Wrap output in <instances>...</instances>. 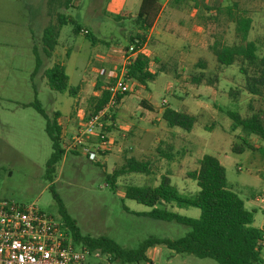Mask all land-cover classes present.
Listing matches in <instances>:
<instances>
[{"label": "rangeland", "instance_id": "obj_1", "mask_svg": "<svg viewBox=\"0 0 264 264\" xmlns=\"http://www.w3.org/2000/svg\"><path fill=\"white\" fill-rule=\"evenodd\" d=\"M45 1L0 0V201L19 207L32 205L62 223L53 192L81 237H102L123 250H135L150 238L179 240L189 228L147 218L145 214L152 209L126 199L124 187H155L160 177L166 176L177 198L189 199L198 189L188 174L196 171L203 155H208L223 167L227 188L242 201L245 210L253 213L251 226L260 229L264 203L254 199L264 193V173L253 165L264 163V142L231 130L225 112L248 116L258 110L264 117V95L257 98L246 94L239 62L220 67L208 49L214 41L224 45L238 42L225 14L203 10L202 0H182L178 5L159 0L163 7L160 18L153 32L146 33L141 50L150 70L163 69L143 88L121 75L123 49L128 47L127 36L135 33L132 19L140 0H70L66 10L60 7L57 12L70 17L81 31L74 35L70 23L63 25L49 58L40 50L42 29L48 23ZM221 1L207 0L206 4L214 7ZM223 1L237 4L239 11L233 10V15L243 10L242 15L250 18L246 39L261 55L264 0ZM32 49L42 63L33 76ZM200 62L203 68L198 67ZM54 64L62 66L67 88L76 89L73 96L67 89L59 93L48 89L44 71ZM198 74L215 82L212 86H194L190 80ZM114 76L127 90L118 94L120 104L111 112L113 126L106 152L90 159L83 153L64 154L51 179H46L50 142L44 119L28 104L35 99L49 118L57 114L62 143H67L92 112L101 90L113 85ZM231 90L238 93L234 100L227 96ZM141 101L150 110L142 107ZM166 107L194 116L192 129L183 132L169 128L160 118ZM239 137L246 138L251 149L243 147L241 153H233L230 146L240 144ZM126 157L148 162L151 172L121 174L111 187L107 176L118 170ZM153 209H166L190 219L199 216L196 208L177 207L174 202L165 206L156 203ZM146 257L151 264H216L175 254L163 246L149 248Z\"/></svg>", "mask_w": 264, "mask_h": 264}, {"label": "trees", "instance_id": "obj_2", "mask_svg": "<svg viewBox=\"0 0 264 264\" xmlns=\"http://www.w3.org/2000/svg\"><path fill=\"white\" fill-rule=\"evenodd\" d=\"M70 0H46L45 14L48 18L47 25L42 29L40 38V50L44 58H49L56 45V39L60 28L66 23L72 25V33L78 35L81 29L76 26L70 17L57 12L60 7L66 10ZM172 4L178 5L182 0H170ZM184 2V1H183ZM233 10L239 11L236 5ZM218 12H221L217 10ZM161 12L159 0H140L136 15L132 19L135 33L127 36V46L134 50L142 47L146 33L153 26L158 14ZM242 14L245 11H240ZM229 22L233 24L234 36L237 43L224 45L214 41L208 49L213 55L215 62L220 67H228L238 61L240 67L238 73L243 78V91L253 97L261 98L264 95V51L257 54L256 45L247 41V34L250 30V18L242 14L233 15V11H224ZM88 33L84 34L87 36ZM128 47H124L123 52ZM34 56V69L32 76L40 69L42 63L39 56L32 49ZM203 68L204 63L200 62L198 67ZM163 67L158 71L149 69L147 57L139 53L134 60L125 66L123 80L132 81L137 85L145 87L146 83L155 80ZM45 83L49 90L62 92L67 89V93L73 96L75 88H67V77L61 65L54 64L44 71ZM113 81L116 77L112 78ZM112 81V82H113ZM191 84L199 86L204 84L212 86L215 82L213 78L202 79V74L191 77ZM114 83V82H113ZM107 86L101 90L100 97L93 106L92 113L99 110L108 100L109 93ZM35 95V91L33 90ZM126 94V93H124ZM123 94V95H124ZM237 91H228L230 99L237 97ZM120 96H115V103L118 104ZM142 107L149 109L143 101ZM44 119V132L50 142L51 153L45 162V177L50 180L55 172V166L60 162L63 155V143L61 139L60 127L56 124L57 114L49 118L40 108L37 101L28 104ZM150 110V109H149ZM89 114V115H90ZM225 116L230 121L231 130H239L244 136H253L264 142V117L261 111H256L248 116H240L238 112H225ZM161 120L169 128H177L183 132H189L196 119L181 111L164 108L160 114ZM113 121V116L111 117ZM112 127L107 129L110 132ZM240 144H232L230 150L233 153H241L243 147L251 149L244 137H239ZM106 152V151H103ZM75 155L74 152H69ZM102 152H97L100 154ZM88 159V156L85 155ZM149 163L137 161L133 157H126L124 163L118 169L107 176L106 183L111 187L114 185L116 177L124 173H137L148 175L150 173ZM188 177L195 181L197 193L189 199H179L176 192L169 185L166 176H161L159 183L155 187L146 186H125L124 197L137 204L151 208L145 214L147 218L163 222H174L178 225L189 228V232L179 240H158L147 239L135 250H123L111 240L99 237H81L74 225V222L66 215L58 197L52 192V199L58 206V213L62 224L70 234L74 245L90 251H98L105 258L108 264L118 262L121 264H151L146 257V251L154 246H163L166 249L179 255H190L197 259H209L216 264H261L260 241L262 232L258 228L251 226L252 212L244 209L242 201L227 188L225 172L218 161L208 155H203L198 160L196 171L188 174ZM174 202L177 207L188 206L199 211L197 219L185 218L172 213L169 210H155L156 203L164 206Z\"/></svg>", "mask_w": 264, "mask_h": 264}, {"label": "built area", "instance_id": "obj_3", "mask_svg": "<svg viewBox=\"0 0 264 264\" xmlns=\"http://www.w3.org/2000/svg\"><path fill=\"white\" fill-rule=\"evenodd\" d=\"M86 33V32H84ZM141 47L129 46L123 54L125 66L129 65ZM120 78L107 88L109 97L105 105L88 115L67 141L65 153L80 152L93 158L97 152L106 151L107 129L113 126L111 112L116 106L115 96L126 93ZM164 102H162L163 104ZM63 135H61V139ZM240 171V168H237ZM264 203V193L255 198ZM260 245L261 264H264V222ZM102 259V260H101ZM0 264H108L98 251L76 248L62 223H57L34 206L19 207L0 201Z\"/></svg>", "mask_w": 264, "mask_h": 264}, {"label": "crops", "instance_id": "obj_4", "mask_svg": "<svg viewBox=\"0 0 264 264\" xmlns=\"http://www.w3.org/2000/svg\"><path fill=\"white\" fill-rule=\"evenodd\" d=\"M206 1L207 0H202V2H203V4L204 5H202V9L203 10H206V11H208V12H210V11H212V10H214V11H217V10H219V11H221V13H223V14H225L224 13V11H225V9H230L231 10V12L233 11V5H236V7H237V4L235 3V2H229V1H221L220 2V4H215V6L214 7H212V6H210V5H208V4H206ZM240 2H241V0H239ZM208 6H210L211 8H209ZM162 9H163V7H161V12H162ZM178 8H175V9H173V13L174 12H176V10H177ZM161 12L158 14V16H157V18H156V20H155V22H154V24H153V26L151 27V29L148 31V33H151V32H153V29H154V26H155V24H156V22L158 21V19L160 18V15H161ZM218 12V11H217ZM163 16V15H162ZM201 16H203V15H201ZM226 16V15H225ZM226 19L228 20V22H229V19L226 17ZM147 35V34H146ZM142 51H143V48H142ZM142 54H143V52H142ZM144 55V54H143ZM145 56V55H144ZM116 76V75H115ZM114 76V77H115ZM120 104V103H119ZM74 153H76V154H78V153H80V152H74ZM65 154H67V153H65ZM69 154H72V153H69ZM101 154V153H100ZM263 155H264V153H263ZM219 163V162H218ZM254 166V168L257 170V171H259V172H263L264 173V163H262V165L260 166L259 164H256V165H253ZM255 200V199H254ZM256 201V200H255ZM263 215H264V210H263ZM263 220H264V216H263ZM147 252V251H146ZM149 260V259H148Z\"/></svg>", "mask_w": 264, "mask_h": 264}]
</instances>
